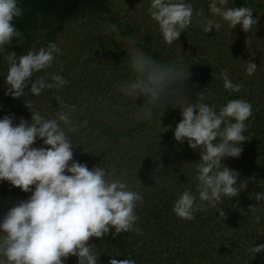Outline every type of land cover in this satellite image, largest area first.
<instances>
[{
	"label": "trees",
	"instance_id": "obj_1",
	"mask_svg": "<svg viewBox=\"0 0 264 264\" xmlns=\"http://www.w3.org/2000/svg\"><path fill=\"white\" fill-rule=\"evenodd\" d=\"M18 2L24 14L15 24L24 43L14 40L8 51L19 56L56 43L62 49L54 66L36 75L58 73L69 84L62 90H45L38 97L26 90L27 96L13 98L5 94L7 53L0 55V103L5 110L0 119L9 113L14 114V123L20 118L30 121L31 112L25 106L28 99L34 109L52 117L59 109L56 97L61 96L65 103L77 107L73 119L81 123L80 131L70 134L74 159L89 169L98 165L113 171L144 197L136 210L140 232H110L103 239H92L100 253L98 264H109L110 258H130L136 264H264V252L252 259L247 251L252 244H264V202L253 199V193L264 192V0H229V7L247 6L254 10L253 19L259 17L251 33L240 25L231 29L223 22L220 31L205 33L198 23L203 17L194 18L172 45L163 40L157 22L138 24L110 0ZM186 2L211 18L209 0ZM64 35L66 42L62 41ZM249 38L250 50L246 45ZM120 40L155 61L190 65L193 75L186 87L192 102L196 93L205 89L208 102L217 107L231 99L251 103L253 114L246 121L249 128L245 133L251 138L241 145L239 158L229 157L222 163L239 172L238 181L254 180L238 197L225 201L226 219L212 208L196 213L191 221L173 213L174 202L184 190L195 192L192 163L200 159V153L189 148L187 141L180 144L174 139L181 119L178 108L169 106L161 118L156 114L151 120L137 119V104H142L143 98L135 101L118 90L121 81L134 76L129 63L133 51L124 48ZM250 61L257 65L251 76L246 73ZM224 69L233 83L241 85L239 92L226 90L217 78ZM41 145L38 139L34 147ZM0 184L1 207L9 203L10 208L31 195L7 181ZM116 253L119 255L110 256ZM65 264H78L77 258L69 257Z\"/></svg>",
	"mask_w": 264,
	"mask_h": 264
},
{
	"label": "clouds",
	"instance_id": "obj_2",
	"mask_svg": "<svg viewBox=\"0 0 264 264\" xmlns=\"http://www.w3.org/2000/svg\"><path fill=\"white\" fill-rule=\"evenodd\" d=\"M207 8L211 18L195 11L186 0H151L147 12L168 45L179 40L194 18L203 17L198 23L205 33L220 31L222 22L231 29L240 25L244 32L251 33L259 20L258 16L253 19L252 8L229 7V0H209ZM23 14L18 0H0V55L7 53L8 65L5 94L20 98L27 96V90L38 97L45 90H62L69 84L62 75H36L54 66L61 54L56 43L19 56L16 51H8L14 40L24 43L23 33L15 24ZM246 45L250 50V38ZM129 63L134 76L121 81L118 90L135 101L143 98V103L137 104V119L151 120L156 114L161 118L169 106L178 108L181 119L174 139L180 144L187 141L189 148L200 153V159L192 163L195 192L184 190L174 202L173 213L191 221L196 213L212 208L226 219L225 201L238 197L254 180L248 177L238 181L239 172L222 163L229 157L239 158L241 145L251 138L245 135L249 128L246 121L253 114L251 103L231 99L217 107L208 102L205 89L197 92L192 102L186 86L193 74L190 65L182 62H158L136 50ZM256 70V63H247V75ZM217 78L226 90L240 91L241 85L233 83L227 69ZM56 99L59 109L52 117L34 109L28 99L25 106L31 112L30 121L20 118L14 123V114L0 119V181L31 193L11 206L0 220V264H65L73 256L78 264H98L100 253L91 243L93 238L103 239L110 232H140L136 210L143 204V195L113 171L98 165L89 169L74 159L70 134L80 131L81 123L73 119L77 107L65 103L61 96ZM38 139L42 145L34 147ZM253 199L264 202V192L253 193ZM250 209L255 211L256 206ZM247 251L253 259L264 252V244H252ZM109 264L136 262L110 258Z\"/></svg>",
	"mask_w": 264,
	"mask_h": 264
},
{
	"label": "rangeland",
	"instance_id": "obj_3",
	"mask_svg": "<svg viewBox=\"0 0 264 264\" xmlns=\"http://www.w3.org/2000/svg\"><path fill=\"white\" fill-rule=\"evenodd\" d=\"M114 8L119 10L121 14L130 16L129 18L136 21L138 24L141 22L146 23H154L155 21L150 17L147 12L148 7L150 6V0H110ZM63 42H66L65 35L63 37ZM120 44L129 51H136L135 47L130 44L129 42L120 40ZM62 49V48H60ZM4 110L2 104L0 103V112ZM5 111V110H4ZM7 115H10L9 113ZM5 116V115H4ZM3 186L0 184V189ZM2 196V192H0V200ZM9 203H4V205L0 206V220H2L3 216L6 214L7 210L9 209ZM7 206L6 209H4Z\"/></svg>",
	"mask_w": 264,
	"mask_h": 264
}]
</instances>
